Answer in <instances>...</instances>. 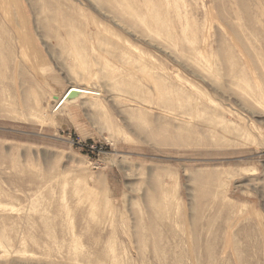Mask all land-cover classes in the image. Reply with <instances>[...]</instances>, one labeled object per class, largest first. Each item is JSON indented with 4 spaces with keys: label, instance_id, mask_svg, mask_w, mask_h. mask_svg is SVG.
Listing matches in <instances>:
<instances>
[{
    "label": "rangeland",
    "instance_id": "374dc122",
    "mask_svg": "<svg viewBox=\"0 0 264 264\" xmlns=\"http://www.w3.org/2000/svg\"><path fill=\"white\" fill-rule=\"evenodd\" d=\"M0 264H264V0H0Z\"/></svg>",
    "mask_w": 264,
    "mask_h": 264
},
{
    "label": "bare ground",
    "instance_id": "6f19581e",
    "mask_svg": "<svg viewBox=\"0 0 264 264\" xmlns=\"http://www.w3.org/2000/svg\"><path fill=\"white\" fill-rule=\"evenodd\" d=\"M92 93V91L86 87H81L78 85L70 86L66 92L64 97L60 100L59 103L63 105L65 102L72 103L78 100L79 98H83L86 94Z\"/></svg>",
    "mask_w": 264,
    "mask_h": 264
}]
</instances>
